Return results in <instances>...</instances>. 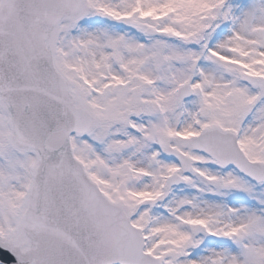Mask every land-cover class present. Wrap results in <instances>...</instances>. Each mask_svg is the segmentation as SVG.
I'll list each match as a JSON object with an SVG mask.
<instances>
[{"label":"snow or ice","instance_id":"1","mask_svg":"<svg viewBox=\"0 0 264 264\" xmlns=\"http://www.w3.org/2000/svg\"><path fill=\"white\" fill-rule=\"evenodd\" d=\"M0 264H264V0H0Z\"/></svg>","mask_w":264,"mask_h":264}]
</instances>
